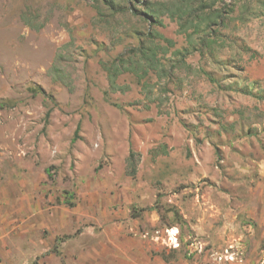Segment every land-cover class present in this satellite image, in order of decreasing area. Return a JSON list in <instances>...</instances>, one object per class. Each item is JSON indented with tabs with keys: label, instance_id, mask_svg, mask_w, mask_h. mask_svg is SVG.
<instances>
[{
	"label": "rangeland",
	"instance_id": "374dc122",
	"mask_svg": "<svg viewBox=\"0 0 264 264\" xmlns=\"http://www.w3.org/2000/svg\"><path fill=\"white\" fill-rule=\"evenodd\" d=\"M209 1L222 47L193 51L165 14L169 77L112 90L104 68L146 22L0 0V264H264V0Z\"/></svg>",
	"mask_w": 264,
	"mask_h": 264
},
{
	"label": "trees",
	"instance_id": "16d2710c",
	"mask_svg": "<svg viewBox=\"0 0 264 264\" xmlns=\"http://www.w3.org/2000/svg\"><path fill=\"white\" fill-rule=\"evenodd\" d=\"M97 11V18L102 22H109V18L117 13H130L146 22L145 30L132 32L137 36V44L119 53L106 66V79L112 90L120 89L117 78L124 73H131L138 81L150 74L158 78L169 77L170 70L166 68L161 57L173 47L172 40L164 37L156 28L163 25L162 16L168 15L177 19L180 31L186 33L188 28L194 32L185 34L189 37L198 33L197 51L200 55L211 54L215 44L223 40L220 38L219 28L225 25V19L220 9L211 6L214 1L209 0H93ZM191 41V40H190ZM206 48V51H204ZM184 52L188 49L183 48ZM181 52V50H175ZM184 56V54H182ZM211 82L214 78L205 73Z\"/></svg>",
	"mask_w": 264,
	"mask_h": 264
},
{
	"label": "crops",
	"instance_id": "0c3cea01",
	"mask_svg": "<svg viewBox=\"0 0 264 264\" xmlns=\"http://www.w3.org/2000/svg\"><path fill=\"white\" fill-rule=\"evenodd\" d=\"M124 254L125 258H118V255ZM115 253L112 254L113 259L110 258L108 262L98 263V264H167L166 261L160 257L154 256L153 258H149L148 256L144 255V260L139 262L135 261L134 255L132 253ZM118 254V255H117ZM117 256V257H116Z\"/></svg>",
	"mask_w": 264,
	"mask_h": 264
},
{
	"label": "built area",
	"instance_id": "2783aa9c",
	"mask_svg": "<svg viewBox=\"0 0 264 264\" xmlns=\"http://www.w3.org/2000/svg\"><path fill=\"white\" fill-rule=\"evenodd\" d=\"M175 241H176V238H175ZM176 245H178V244L176 243ZM216 258L218 260L231 261V260H233V254L226 248L223 251L216 253Z\"/></svg>",
	"mask_w": 264,
	"mask_h": 264
}]
</instances>
